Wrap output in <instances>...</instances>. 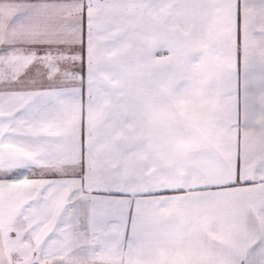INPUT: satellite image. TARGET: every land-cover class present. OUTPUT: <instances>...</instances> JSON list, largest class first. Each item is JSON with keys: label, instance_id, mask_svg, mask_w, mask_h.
<instances>
[{"label": "snow or ice", "instance_id": "6c2138e0", "mask_svg": "<svg viewBox=\"0 0 264 264\" xmlns=\"http://www.w3.org/2000/svg\"><path fill=\"white\" fill-rule=\"evenodd\" d=\"M0 264H264V0H0Z\"/></svg>", "mask_w": 264, "mask_h": 264}]
</instances>
